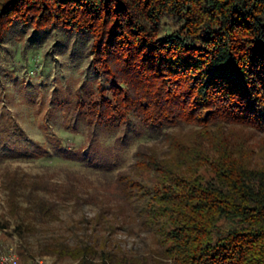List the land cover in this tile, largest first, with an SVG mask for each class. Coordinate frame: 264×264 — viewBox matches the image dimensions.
Here are the masks:
<instances>
[{
  "label": "trees",
  "instance_id": "obj_1",
  "mask_svg": "<svg viewBox=\"0 0 264 264\" xmlns=\"http://www.w3.org/2000/svg\"><path fill=\"white\" fill-rule=\"evenodd\" d=\"M15 21L92 35L110 94L81 104L90 122L134 113L146 126H189L169 133L164 151L140 145L132 173L120 174L124 200L142 201L151 252L52 237L39 253L76 264H264V0H0V45ZM4 184L1 226L24 245L37 221L60 219L39 195L48 183L14 172Z\"/></svg>",
  "mask_w": 264,
  "mask_h": 264
},
{
  "label": "rangeland",
  "instance_id": "obj_2",
  "mask_svg": "<svg viewBox=\"0 0 264 264\" xmlns=\"http://www.w3.org/2000/svg\"><path fill=\"white\" fill-rule=\"evenodd\" d=\"M92 46L93 37L84 30H39L20 21L6 30L0 45V251L12 249L20 264H38L44 257L53 264H76L39 253L52 237L70 245L105 241L135 254L155 246L152 233L141 227L142 201L124 200L120 174L132 173L140 145L164 151L167 135L189 126H146L134 113L125 121L90 122L81 104L110 94V81L93 63ZM14 172L48 183L53 190L39 195L54 203L60 216L37 221L38 230L25 245L1 226L9 216L4 183ZM101 212L105 217L98 221ZM126 214L135 219L125 220Z\"/></svg>",
  "mask_w": 264,
  "mask_h": 264
},
{
  "label": "built area",
  "instance_id": "obj_3",
  "mask_svg": "<svg viewBox=\"0 0 264 264\" xmlns=\"http://www.w3.org/2000/svg\"><path fill=\"white\" fill-rule=\"evenodd\" d=\"M38 264H53L52 261L49 260V258H40L37 261ZM0 264H20L18 257L15 253H13L12 249L8 251L7 253H2L0 251Z\"/></svg>",
  "mask_w": 264,
  "mask_h": 264
}]
</instances>
